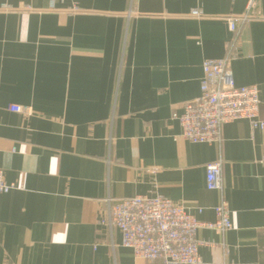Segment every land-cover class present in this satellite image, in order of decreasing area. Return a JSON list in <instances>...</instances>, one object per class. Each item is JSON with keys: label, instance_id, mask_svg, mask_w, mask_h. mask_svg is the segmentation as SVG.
I'll return each mask as SVG.
<instances>
[{"label": "crops", "instance_id": "0c3cea01", "mask_svg": "<svg viewBox=\"0 0 264 264\" xmlns=\"http://www.w3.org/2000/svg\"><path fill=\"white\" fill-rule=\"evenodd\" d=\"M0 0V264H146L108 224L110 201L160 195L200 222L224 200L231 229H199V256L264 264V129L225 124L193 144L171 119L200 94L202 63L230 57L258 88L264 0ZM198 10L201 17H192ZM231 55V56H230ZM12 105L30 113H14ZM221 161V191L205 165Z\"/></svg>", "mask_w": 264, "mask_h": 264}, {"label": "built area", "instance_id": "2783aa9c", "mask_svg": "<svg viewBox=\"0 0 264 264\" xmlns=\"http://www.w3.org/2000/svg\"><path fill=\"white\" fill-rule=\"evenodd\" d=\"M256 0H246L245 13L228 16L225 21L234 34L237 27L258 15ZM192 17L201 12L192 10ZM231 56V55H230ZM230 57L207 59L202 63L199 96L175 111L171 119L178 122L180 136L193 144L217 145L221 142L223 125L246 120L252 130L264 129L259 119L258 88L237 86L228 66ZM14 113H30L29 108L12 105ZM206 188L221 191V161L205 165ZM17 186L6 182L0 170V193L6 194ZM213 222H200L181 206L160 195H138L110 201L108 224L121 233V245L130 249L135 258L146 264H217L205 262L198 253L196 235L201 228L220 234L230 230V211L224 200L214 209Z\"/></svg>", "mask_w": 264, "mask_h": 264}]
</instances>
